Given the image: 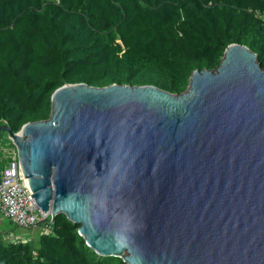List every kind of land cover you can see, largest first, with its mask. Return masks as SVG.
Instances as JSON below:
<instances>
[{
	"label": "water",
	"instance_id": "obj_1",
	"mask_svg": "<svg viewBox=\"0 0 264 264\" xmlns=\"http://www.w3.org/2000/svg\"><path fill=\"white\" fill-rule=\"evenodd\" d=\"M35 203L126 264H264V68L232 43L182 93L66 83L13 132Z\"/></svg>",
	"mask_w": 264,
	"mask_h": 264
},
{
	"label": "trees",
	"instance_id": "obj_2",
	"mask_svg": "<svg viewBox=\"0 0 264 264\" xmlns=\"http://www.w3.org/2000/svg\"><path fill=\"white\" fill-rule=\"evenodd\" d=\"M232 43L264 68V0H0V124L16 132L47 119L66 83L182 93ZM0 142L14 147L4 132ZM36 226V234L0 231V264H126L97 254L62 213Z\"/></svg>",
	"mask_w": 264,
	"mask_h": 264
},
{
	"label": "built area",
	"instance_id": "obj_3",
	"mask_svg": "<svg viewBox=\"0 0 264 264\" xmlns=\"http://www.w3.org/2000/svg\"><path fill=\"white\" fill-rule=\"evenodd\" d=\"M6 163L0 168V216L21 228H34L39 222L50 220V214L37 207L32 192L22 172L16 147L3 150ZM50 223V222H49ZM49 227L44 228L48 232ZM9 233L7 239H18Z\"/></svg>",
	"mask_w": 264,
	"mask_h": 264
},
{
	"label": "rangeland",
	"instance_id": "obj_4",
	"mask_svg": "<svg viewBox=\"0 0 264 264\" xmlns=\"http://www.w3.org/2000/svg\"><path fill=\"white\" fill-rule=\"evenodd\" d=\"M4 136H5V135H4ZM4 136H3V137H4ZM1 139H2V138H1ZM1 141H3V140H1ZM5 143H6V142H5ZM5 143H4V142H3V143L0 142V155H1V156H4V152H3V150H4L5 148L9 147V146H6ZM8 228H13V229H14V225H13L12 222H10L7 218H4V217L0 216V231L4 232V231H6V229H8ZM34 229H36V230H34ZM32 230L35 231L34 234H36V233L39 231V229L37 228V226L34 227V228H32ZM14 231H15L16 233H19V234H21V233H29V234H30V231H28V230H23V229L20 228V227H15ZM0 233H1V232H0ZM1 234H2V233H1ZM5 238H7V237H5ZM27 239H28V237H27Z\"/></svg>",
	"mask_w": 264,
	"mask_h": 264
},
{
	"label": "crops",
	"instance_id": "obj_5",
	"mask_svg": "<svg viewBox=\"0 0 264 264\" xmlns=\"http://www.w3.org/2000/svg\"><path fill=\"white\" fill-rule=\"evenodd\" d=\"M6 230H7V229H6ZM34 230H36V229H34ZM34 230H33V231H34ZM34 232H35V231H34Z\"/></svg>",
	"mask_w": 264,
	"mask_h": 264
}]
</instances>
